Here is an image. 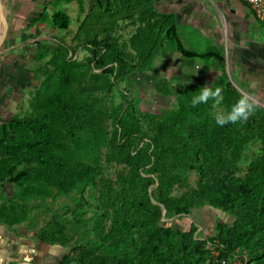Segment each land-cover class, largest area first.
<instances>
[{
	"label": "trees",
	"instance_id": "trees-1",
	"mask_svg": "<svg viewBox=\"0 0 264 264\" xmlns=\"http://www.w3.org/2000/svg\"><path fill=\"white\" fill-rule=\"evenodd\" d=\"M56 1L42 0L28 24L67 30L69 9ZM90 10L97 14L81 27L94 17L104 30L129 18L136 28L129 40L84 33L77 45L88 55L80 61L76 46L35 42L37 60L45 59L39 84L23 112L0 121V224L68 248L59 264H264V108L247 122L216 125L242 95L224 55L185 48L175 16L153 0H92ZM160 48L209 60L216 74L207 85L224 89L222 104L192 107L206 85L192 79L171 107L142 108L120 82L144 70L147 57L152 64ZM204 206L232 221L205 237L194 222L175 224Z\"/></svg>",
	"mask_w": 264,
	"mask_h": 264
},
{
	"label": "rangeland",
	"instance_id": "rangeland-1",
	"mask_svg": "<svg viewBox=\"0 0 264 264\" xmlns=\"http://www.w3.org/2000/svg\"><path fill=\"white\" fill-rule=\"evenodd\" d=\"M37 1H39L37 6H35V2L33 7L30 5L28 8H25L21 3L23 6L20 5L21 8L18 10L8 9V37L2 47L4 51L0 53V121L9 120L13 114L23 112L28 106L30 94L39 84L40 77L43 74L40 71V66H43L45 59L37 60L35 42L57 41L76 46L74 58L80 61L88 55V51L82 45H77L80 36L84 35V33L88 34L97 30L100 34H103L104 31L105 34L109 31L117 32L120 40H129V37L136 28L129 18L128 20H120L116 24L114 22L109 28L104 30V26L101 23L94 22V17L92 24L81 27L80 23L82 21H87L89 24L92 15L97 14V11L90 10L92 0H82L85 9L83 16L78 13L79 5L75 0L70 3L60 0L56 1V8H59L62 4L69 9L71 22L67 30L59 31L53 29L46 21L39 22L36 25H29L28 22L41 11L43 6L42 0ZM53 7L54 4H47L48 15L51 14ZM107 18L108 16L105 15L104 20ZM27 24L28 26H26ZM95 24L97 27H95ZM207 24V26H204L202 24L177 23V36L187 49L196 52L217 49L223 54L222 49L214 47L210 43L208 34L211 29L209 25H212V23L207 20ZM207 32L208 34H206ZM169 46L172 48V44ZM168 51L160 48L152 64L149 61V57H147V65L144 70L134 72L131 75L130 82L126 81V79L120 82V88L127 91L133 99L139 98V104L142 108L152 111L169 108L175 102L176 93L180 92L185 84L192 82V79L207 84L212 81L216 74L215 67L211 70L204 68L207 66V62H210L207 59L195 58L183 60L182 56L177 52L172 53L171 50ZM196 64L197 66L194 67ZM183 65L187 66L183 67ZM99 70L96 69L97 72ZM164 88L170 93H163ZM111 127V124H109L110 130ZM10 190L11 186L9 184L3 186L5 194H8ZM162 220L165 221L164 218ZM220 221L231 222L232 218L219 209L204 206L193 210L188 216L177 217L175 224L188 228L190 222H194L197 225V232H199L201 237H205L207 234L214 232L216 223ZM34 232L23 226L9 228L0 224L1 237L6 236L7 241H5L8 245H3L2 248H9L11 246L18 251L28 248L30 243L36 242L33 236ZM44 249L42 257H44L45 252L46 255L48 252V257L54 264L59 263L63 255L69 251L68 248L58 246H48V248L45 246ZM239 263L240 261L236 260L233 264Z\"/></svg>",
	"mask_w": 264,
	"mask_h": 264
},
{
	"label": "crops",
	"instance_id": "crops-1",
	"mask_svg": "<svg viewBox=\"0 0 264 264\" xmlns=\"http://www.w3.org/2000/svg\"><path fill=\"white\" fill-rule=\"evenodd\" d=\"M1 2L7 22L8 9L18 10L21 3L25 8L30 5L33 7L35 2V6L39 3L37 0ZM153 2L158 11L175 16L178 24L207 26V20L210 21L211 29L209 34L208 32L206 34L212 46L222 49L234 82L264 105V20L255 18L242 0H153ZM7 37L8 32L5 41ZM196 66L197 64L194 67ZM204 68L211 70L214 67ZM5 237H1L0 234V264H13L24 260L37 264H54L48 257V252L42 257L45 246L48 248L50 245L35 240L36 242L30 243L28 248L18 251L11 246L2 248L3 245L8 246Z\"/></svg>",
	"mask_w": 264,
	"mask_h": 264
},
{
	"label": "clouds",
	"instance_id": "clouds-1",
	"mask_svg": "<svg viewBox=\"0 0 264 264\" xmlns=\"http://www.w3.org/2000/svg\"><path fill=\"white\" fill-rule=\"evenodd\" d=\"M223 93L222 87H211L206 84L197 91V94L192 96L191 106L195 108L200 104H207L209 101L219 106L224 100ZM258 107L259 104L254 97L246 93L242 94L226 113H219L215 116V124L223 127L228 124L236 125L247 122L255 114Z\"/></svg>",
	"mask_w": 264,
	"mask_h": 264
},
{
	"label": "water",
	"instance_id": "water-1",
	"mask_svg": "<svg viewBox=\"0 0 264 264\" xmlns=\"http://www.w3.org/2000/svg\"><path fill=\"white\" fill-rule=\"evenodd\" d=\"M8 28H9V24L7 22V19L4 15V11H3V6H2V2L0 0V53H2L4 51L3 44L5 42L6 36H7V32H8ZM226 71L229 77V80L231 81V83L236 87V89L241 93V94H245L246 92L244 90H242L233 80L229 70H228V66L226 65ZM248 94V93H246ZM250 95V94H248ZM252 96V95H250ZM253 97V96H252ZM255 98V97H254ZM255 100L258 102V104L262 107H264V105L261 103V101H259L257 98H255ZM13 264H37L33 261H28V260H24V261H20V262H16Z\"/></svg>",
	"mask_w": 264,
	"mask_h": 264
},
{
	"label": "built area",
	"instance_id": "built-area-1",
	"mask_svg": "<svg viewBox=\"0 0 264 264\" xmlns=\"http://www.w3.org/2000/svg\"><path fill=\"white\" fill-rule=\"evenodd\" d=\"M251 10L254 17L264 20V0H242Z\"/></svg>",
	"mask_w": 264,
	"mask_h": 264
}]
</instances>
